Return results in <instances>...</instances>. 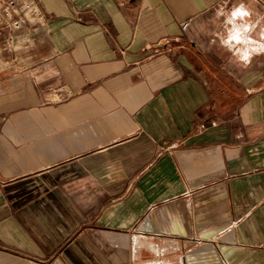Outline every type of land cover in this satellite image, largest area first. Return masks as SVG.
Here are the masks:
<instances>
[{"label": "crops", "instance_id": "crops-1", "mask_svg": "<svg viewBox=\"0 0 264 264\" xmlns=\"http://www.w3.org/2000/svg\"><path fill=\"white\" fill-rule=\"evenodd\" d=\"M33 1L0 34V264H264V0Z\"/></svg>", "mask_w": 264, "mask_h": 264}, {"label": "built area", "instance_id": "built-area-1", "mask_svg": "<svg viewBox=\"0 0 264 264\" xmlns=\"http://www.w3.org/2000/svg\"><path fill=\"white\" fill-rule=\"evenodd\" d=\"M30 16L47 19L46 14L33 0H0V34L6 37L3 44L11 42L24 29ZM187 24V21L182 22L180 28L184 30Z\"/></svg>", "mask_w": 264, "mask_h": 264}, {"label": "clouds", "instance_id": "clouds-1", "mask_svg": "<svg viewBox=\"0 0 264 264\" xmlns=\"http://www.w3.org/2000/svg\"><path fill=\"white\" fill-rule=\"evenodd\" d=\"M249 15L248 10L244 7L243 3L238 4L234 10L231 11L230 16L228 17L229 23H232V18H235L237 16L243 18V17H247ZM255 25L253 24V27ZM248 30V23H244L243 28L238 27L236 24L232 23V27L229 31V34L225 37V43H227V41L231 40V41H242L245 44H249L251 41V37H248L247 39H243L242 37V33H244L245 31ZM259 49L261 51H264V43L259 45ZM253 51H255V48H253ZM237 53H240L239 55V59L241 61L247 62L252 54L251 51H249V49L246 48H237L236 49Z\"/></svg>", "mask_w": 264, "mask_h": 264}, {"label": "rangeland", "instance_id": "rangeland-1", "mask_svg": "<svg viewBox=\"0 0 264 264\" xmlns=\"http://www.w3.org/2000/svg\"><path fill=\"white\" fill-rule=\"evenodd\" d=\"M238 4H236V3H230L228 6H227V8H226V21L224 22V25H223V29L226 31V32H228L227 30H226V26H227V24H228V22H229V20H228V17L230 16V13H231V11L233 10V8L234 7H236ZM6 39V38H5ZM10 60L14 63V64H16L17 62H16V59H15V57L14 56H11V58H10ZM3 73L4 72H0V75H3Z\"/></svg>", "mask_w": 264, "mask_h": 264}]
</instances>
